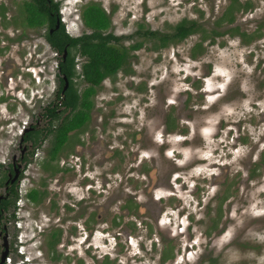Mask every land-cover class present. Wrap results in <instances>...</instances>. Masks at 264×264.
<instances>
[{
	"label": "rangeland",
	"instance_id": "374dc122",
	"mask_svg": "<svg viewBox=\"0 0 264 264\" xmlns=\"http://www.w3.org/2000/svg\"><path fill=\"white\" fill-rule=\"evenodd\" d=\"M24 1L0 0L5 10V19L0 17V65L7 72L0 84V95L6 97L0 103L3 166L17 154L22 124L40 113L57 84L58 59L43 39L44 31L22 25L19 7ZM247 1L254 10L237 11L232 26L239 33H259L248 45L226 34L214 43L207 39L203 53L192 58L191 50L200 41L196 34L167 49L151 51V43H145L130 53L124 71L104 81L92 99V122L80 137L84 168L68 156L58 162L68 171L50 175L41 165L46 162L44 148L20 164L19 197L15 208L4 214L7 264H264V0L237 3ZM54 2L71 37L89 33L79 18L80 8L100 5L111 14L109 32L125 37L121 44L128 47L138 26L167 33L186 19L209 32L230 0ZM82 62L76 57V73ZM73 81L79 92L85 88L80 79ZM18 117L20 124H1ZM167 117L173 128L164 138ZM97 124L107 127L101 132ZM254 168L256 176L250 177ZM139 171L150 174L144 177ZM114 173L118 176L107 177ZM174 173L177 188L164 192L172 190L167 182ZM87 187L94 188L92 194H85ZM30 190L42 193L38 204L26 199ZM128 194L140 200L134 227L129 225L132 243L110 238L124 230L126 216L115 227L90 222L97 232L86 246L67 237L69 225L61 211L65 198L87 196L94 207L107 206L106 212L90 210L107 220L122 215L118 207ZM153 196L162 197L160 203ZM111 197L115 201L107 205ZM148 205L153 218L147 216ZM54 228L61 238L52 260L46 241Z\"/></svg>",
	"mask_w": 264,
	"mask_h": 264
},
{
	"label": "trees",
	"instance_id": "16d2710c",
	"mask_svg": "<svg viewBox=\"0 0 264 264\" xmlns=\"http://www.w3.org/2000/svg\"><path fill=\"white\" fill-rule=\"evenodd\" d=\"M221 16L213 23V29L203 32L196 21L182 19L175 24L170 32L159 33L150 30L138 29L131 37L134 43L128 47H123L122 42L125 37H115L109 32L111 29V14H107L100 5L89 3L80 8L79 18L83 27L89 31L78 37L69 36L63 24L55 28L56 21L60 22L59 4L54 0H26L19 7V14L22 25L26 29L44 31L43 39L50 49L58 55L57 69L58 77L64 76L68 82V87L64 92L63 106L71 110V119L62 122L61 136L56 139V149H59L66 141V134L69 131L80 129L89 120V110L92 108V97L105 80H113L114 77L124 71V66L128 63L130 53L141 49L145 43H151V51H160L170 46L180 44L186 39L196 34L200 35L199 43L193 46L192 58L203 53V43L209 39V43H214L215 38L223 37L226 34L235 35L236 29L219 31L224 24L234 21V12L238 10L237 0H231ZM4 8L0 7V17L5 19ZM244 36V35H242ZM127 37V39H131ZM66 53L63 59V53ZM84 59L80 72L75 71V59ZM80 79L86 87L79 92L73 80ZM60 86L63 87V79L59 78ZM60 92V89H59ZM78 108H81L79 110ZM77 110V111H76ZM56 152V151H55ZM51 155V160L54 159ZM256 170H252L251 176H256ZM2 179L0 180V186ZM13 198H17L16 192L11 191ZM37 191L31 190L27 198L37 203L40 201ZM43 196V195H42ZM10 200L2 201L0 209L4 212L14 206ZM57 242L49 243L50 252ZM56 259V258H55Z\"/></svg>",
	"mask_w": 264,
	"mask_h": 264
},
{
	"label": "flooded vegetation",
	"instance_id": "af4514ba",
	"mask_svg": "<svg viewBox=\"0 0 264 264\" xmlns=\"http://www.w3.org/2000/svg\"><path fill=\"white\" fill-rule=\"evenodd\" d=\"M231 2L232 1L230 0V2L228 3V6H231ZM253 10H254L253 6L248 1L244 2L242 5L238 4V10L237 11H239L241 13H247V12L252 13ZM236 12H234L233 14H235ZM59 15H60V13H59ZM57 22H58V26H59V24H63L61 15H60V22L56 21V23ZM234 22H235V18H234V21L232 23L224 24V26L221 30H223L224 28L225 29L222 32H224L225 30L236 29L237 32L233 36H236L238 39H240V43L244 44V45H248V43H251L254 39L259 38V33L257 31L253 32V35H250V34L248 35L245 33H239L240 32L239 28L236 26H232L234 24ZM58 26L56 27V24H55L56 29L58 28ZM229 26H230V28H229ZM212 29H213V26H212ZM65 31H66V29H65ZM227 35H229V34H227ZM242 35H244V36H242ZM54 55H56V54L54 53ZM56 58L58 59V55H56ZM81 60L84 61V59H81ZM82 63H81V65H82ZM57 64H58V60H57ZM81 65L77 69L79 72H80ZM57 67L58 66L56 65V69H57ZM75 67H76V64H75ZM75 71H76V69H75ZM0 74H1V80H0V84H1L2 82H6V78H7V72L2 71L1 65H0ZM58 74H59V70L57 69V73L55 75V79L57 81L56 89L52 93L51 98L46 102V104H44L40 113L38 112V113H36V115L31 114L30 116H28L26 118V119H30V121L22 124V127L19 131L20 133H19L18 142H17V146H16V148H17V154H15L16 156L13 155L10 163H8L7 165L3 166L2 164H0V180L2 179V184L0 186V189L2 190V194L0 195V204L2 201H5V200H7V201L10 200V203L13 202V200L15 198H13V196L11 195V191L16 192V195H17V198L15 199V202L13 203L14 206L9 207L8 208L9 210H12L15 208V203L17 202L18 197H19L18 196V185L21 182V179H20L21 178V169H20L21 166H20V164L22 163V164L26 165L28 161L33 160V157L36 156V154H37L36 152L39 149H42V148L45 149L44 156L46 158L45 159L46 162H44L41 165H42L44 170H49L50 175H54L58 171H62V172L68 171V168L62 169V168L58 167L59 160L64 158V157H68V156H70L69 158H71V160L74 159L75 163H78L80 167L82 166V168H84V159L86 160V158L83 157L84 156L83 153L85 152V149L83 147V144H82L80 137L86 133L87 124L92 122L91 119H92V114H93L92 113L93 102H92V108L89 110L88 122L85 123L82 127H80V129L69 131L66 134L65 143L59 149L55 150L56 144H57L56 139L61 136L60 127H62V122L64 120L71 119V110L69 108L63 106V104H62L63 100H64L63 94L68 87V82L66 81L64 76H61L63 79V83H64L63 87H61L60 86V80H59V78H61V77H58ZM65 83H67V87L63 91V89L65 87ZM84 85L86 87V84H84ZM59 89H60V92H59ZM97 91H98V89H97ZM97 91H96V93H97ZM96 93L94 94V96L96 95ZM93 97H92V99H93ZM5 98L6 97L3 98L2 95H0V103H4ZM4 106H5V104H4ZM78 109L81 110V108H78ZM19 117L15 118L16 122L20 121L18 123L12 121V120H14L13 118H10L7 121L4 120V123H1V124L4 125V127H6L7 125L12 124V123L20 124L22 119H20ZM168 117L166 118V120L164 122V127L162 130L164 138H166L168 135H171L172 128H173V124H171ZM10 121H12V122H10ZM97 127L100 128L101 129L100 131L102 132L104 130V128L107 127V125L99 126L97 124ZM73 136H75L79 140L75 139L73 141V138H72ZM99 149L100 150L102 149L103 151H105L106 150L105 145L103 143H99ZM72 152H73V154H75V156L71 155ZM52 154H54L55 157H54V159L51 160L50 158H51ZM110 157H112V153H111ZM114 157H116V156H114ZM90 158H91V155H90ZM81 161H82V164H81ZM68 162H70V161H68ZM73 166H75V164H73ZM73 166H70V168L72 169ZM86 169H88V165H87ZM88 170H90L89 172H91V168H89ZM139 173L145 177V176H148V174H150V171H139ZM115 174H116V176H118L117 173H114L111 176H107V177L113 178V177H115ZM104 176H105V174H104ZM176 176H177V174H175V173L172 174L170 176V180L167 182V184H169L171 186L172 190L168 189L167 191H164V192L174 193V190L177 188L176 187V183H177V180H176L177 177ZM87 190H90L91 193L86 192ZM84 191H85V194L86 193L92 194L93 193L92 191H94V188L93 187H87V188H84ZM28 193L25 196L26 199H28L27 198ZM38 193L41 194V196H42V193H40V192H38ZM170 195L172 196V194H170ZM174 197H175V195H174ZM65 199H66V202L61 206V211H62V215L65 216V219H63V220L69 225L66 228V229H68L67 230V237L70 239H73L74 242L79 241L80 246H86V242H89L93 233L97 232V231H95V229H93L94 226L89 225L90 222L94 223V220L97 221V223L99 222V223H104V224H106V222L109 224V222H110V224H109L110 227H115V226H117V224L119 225L120 220H122V218L124 216H126L129 219L128 222L125 223V227H123L124 230H120V232H117V231L114 232L110 238L114 242H121L123 239V242H125V243H132L130 236H131V233H133V229L132 230L129 229V225L134 227V224H132V223L135 220V218H134L135 212H137V211H135L137 208L136 203H139V201H140V200H138V198H135V196H133V194H128L127 200L126 201L123 200L124 202L121 204L120 207H118L119 211L122 212V215L117 216L116 214H113L107 220L105 218H102L100 214H98V215H96V213L91 214L90 210L96 204H94V200H88L87 196L86 197L85 196L80 197L78 200H75V198H74V199H71V201L67 198H65ZM153 199L156 202L160 203V200L162 199V197H154L153 196ZM149 200L150 199H148V202H151ZM114 201H115L114 198H112V197L109 198V202L107 205L111 204ZM30 202H32V201H30ZM32 203H34V202H32ZM38 203L39 202L34 203V204H38ZM144 207L147 210V216L148 217L151 216L153 218L151 205L144 206ZM106 208H107V206L105 208H101L100 206H96L93 209H96L97 211L106 212L107 211ZM9 210L4 212L2 209H0V264H7V261L8 262L10 261V259H9L10 249H9V242H8L9 237L7 235V227L5 224V222L7 220H6V217L4 215ZM158 218L156 219V221L158 220ZM95 228H96V226H95ZM106 234H107V236H109L108 232H106ZM60 238H61V231L54 228L50 232L48 239L46 241L47 251L51 254L52 260H55V258H57L56 246L60 242ZM52 240L57 242V245H55L53 247L54 251L50 252L49 251L50 250L49 243ZM145 240H149V239H145ZM105 242H108V240H105ZM4 245H6V248H7V255L4 258V260L1 262V255L5 250ZM86 250H87V248H86ZM106 256H108V254L104 255V257H106ZM21 264H23V262H21Z\"/></svg>",
	"mask_w": 264,
	"mask_h": 264
},
{
	"label": "water",
	"instance_id": "95a60500",
	"mask_svg": "<svg viewBox=\"0 0 264 264\" xmlns=\"http://www.w3.org/2000/svg\"><path fill=\"white\" fill-rule=\"evenodd\" d=\"M58 26V22L56 23V27ZM65 55H66V53H65V51H64V53H63V59L65 58ZM66 87H67V83H65V87H64V89H63V91L66 89ZM4 248H5V250H4V252L2 253V255H1V262L4 260V258L6 257V255H7V248H6V245H4Z\"/></svg>",
	"mask_w": 264,
	"mask_h": 264
}]
</instances>
